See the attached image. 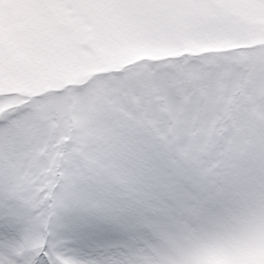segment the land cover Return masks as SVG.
<instances>
[{"label": "snow or ice", "instance_id": "snow-or-ice-1", "mask_svg": "<svg viewBox=\"0 0 264 264\" xmlns=\"http://www.w3.org/2000/svg\"><path fill=\"white\" fill-rule=\"evenodd\" d=\"M0 264H264V0H0Z\"/></svg>", "mask_w": 264, "mask_h": 264}]
</instances>
